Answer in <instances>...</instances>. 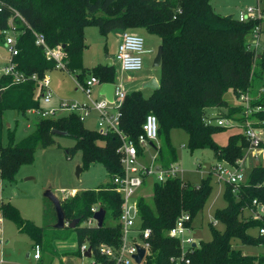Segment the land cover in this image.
Masks as SVG:
<instances>
[{
	"label": "trees",
	"instance_id": "16d2710c",
	"mask_svg": "<svg viewBox=\"0 0 264 264\" xmlns=\"http://www.w3.org/2000/svg\"><path fill=\"white\" fill-rule=\"evenodd\" d=\"M10 17L20 30L18 53L13 57L15 67L26 74L36 72L39 77L54 67V61L46 58L42 47L36 45L30 28L42 32L49 45L64 44L65 66L77 72L78 80H83L87 72L102 81L115 78L113 65L98 63L91 69L84 67L85 26L97 25L103 34L116 28L135 30L142 35L155 34L162 44L159 86L147 96L139 88L127 91L121 106V128L136 142L146 114L154 113L160 143L152 144L158 161L164 166L177 159L169 137L170 130L176 127L187 132V146L191 151L209 147L217 158L230 162L242 154L247 144L243 133L230 134L227 144L219 145L212 134L224 127L206 123L205 117L208 107L228 106L223 95L229 88L239 96L258 83L264 86V54L255 53L247 46L255 21L242 22L232 14L231 17L221 14L210 0H0V29L7 27ZM35 85L31 79L14 82L11 74H0V176L12 178L21 164L33 159L36 146L55 144L53 128L65 130L67 135L74 137V144L67 147V155L70 157L79 149L83 167L98 161L110 176L121 173L117 152L120 140L116 133L86 126L75 112L39 117L35 129L19 142H14V131L8 129V141L2 143L4 110L14 109L24 114L27 109L38 106ZM251 104L263 106L254 111L252 117L264 121V93L252 97ZM234 113L242 120V105L229 107L222 115L233 116ZM136 145L141 153L142 147L137 142ZM232 188V184H225L226 204L213 212L214 218L223 223V229L216 228L211 221V238L200 240L186 253L187 264H264V255L246 254L232 242L238 238L242 243L264 244V234L250 231L264 221L248 214L245 216L247 211L243 210L253 198L264 201V163L253 165L245 182L240 183L236 191ZM211 189V174L202 177L198 183L169 177L151 182V198H148L150 193L148 197L137 195L136 224L139 228H150L149 251L140 264H186L170 259L180 253V247L179 239L168 235L167 229L181 212L190 215L191 224ZM121 202V194L113 189L111 181L76 191L61 202L66 222L79 218L71 227L76 233L78 254L80 245L87 243L97 262L118 264L100 255L98 247L118 243ZM94 204L109 211L110 218L117 222L103 221L101 226L87 224ZM1 210L17 223L20 230L30 235L32 245H41L42 252L43 227L21 217L9 202L2 203Z\"/></svg>",
	"mask_w": 264,
	"mask_h": 264
},
{
	"label": "rangeland",
	"instance_id": "374dc122",
	"mask_svg": "<svg viewBox=\"0 0 264 264\" xmlns=\"http://www.w3.org/2000/svg\"><path fill=\"white\" fill-rule=\"evenodd\" d=\"M210 2L217 12L224 15L232 14L234 18H237L239 9L247 4L254 3L255 0H210ZM261 28L259 50L264 52V21ZM130 30L127 29V31ZM143 36L146 46L158 47V36L155 34H143ZM84 37L86 41V46L82 50L84 66L91 67L98 62L103 63L106 57H111L114 62L116 77L118 81L124 83L123 86L125 85L127 91L139 88L145 96L150 94L152 88L143 86L142 82L143 76L148 72L152 71L159 74V66H152L155 53L143 54L141 69L122 72L115 57L119 43V41H116L115 34L112 32L103 34L97 25H87L84 27ZM7 56L8 51L3 44L0 29V66L5 64ZM45 73L48 78L47 85L54 93L52 102L47 105H56L55 103L60 99H79L80 92L75 89L78 87L76 71H65L52 67ZM89 73L87 72L86 76ZM35 93L39 95L40 90L36 89ZM262 93H264V86L260 83L247 91L248 96L253 97V99ZM223 97L228 102L227 107H208L212 109L214 116L224 114L229 107L236 106L240 100L231 88L224 93ZM3 120L2 143L5 144L8 141V129L14 131V142H19L35 129L39 117L27 110L23 114L14 109H6L3 113ZM84 124L90 128H96V121L93 118L88 117L85 119ZM237 132L241 133L242 127L236 124L215 131L212 137L217 144L225 145L230 134ZM169 137L177 153V159L172 162L178 163L181 168L180 177L185 181L198 183L202 177L210 174L211 166L220 161L209 147L196 148L191 151L187 146L188 134L182 128L171 129ZM54 138L56 143L53 145L36 146L33 159L30 162L21 164L12 178L0 176V264H81L90 262L89 256L82 257L77 252L78 244L75 231L67 225L63 227L54 226L56 221L55 207L43 192L50 187L62 202L76 191L109 183L111 176L103 164L98 161L91 162L88 166L83 167L79 149L68 157L66 150L67 147L74 144L75 139L73 136L55 134ZM156 143L159 144L160 141L158 140ZM142 159L144 160L145 157ZM253 163L254 161L251 162L252 165ZM77 165L82 166V171L78 176L75 173ZM211 182L212 189L208 199L202 210L191 221V234L197 244L200 240L206 241L211 238L209 223L214 219L213 212L217 207L226 204L223 196L225 184L217 181L213 175H211ZM148 198H151V193ZM7 202L17 208L21 217L32 220L43 227V251L42 258L39 261H36L32 255L27 256L26 254L32 245L30 235L20 230L17 223L2 212L1 205ZM247 214L248 212H245V216ZM104 222L116 223L117 219L110 218V213L107 211ZM214 226L218 229L224 227L220 221H217ZM250 231L257 233V229H250ZM232 242L234 247L240 248L246 254L257 257L264 255V244L242 243L238 238H234Z\"/></svg>",
	"mask_w": 264,
	"mask_h": 264
},
{
	"label": "built area",
	"instance_id": "2783aa9c",
	"mask_svg": "<svg viewBox=\"0 0 264 264\" xmlns=\"http://www.w3.org/2000/svg\"><path fill=\"white\" fill-rule=\"evenodd\" d=\"M16 15L21 17L17 12ZM237 19L242 22L255 21L251 35L247 40V46L254 49L255 53L260 52L261 25L264 21V1L255 0L254 3L240 8ZM30 30L34 34L36 45L42 47L45 57L54 61V67L70 71L65 66L63 46L60 43L49 45L42 32L31 28ZM19 31L13 24V17L8 19L7 27L1 29L2 41L8 51V56L5 64L0 66V74H11L14 82H23L26 79H31L35 82V90H40L39 95L35 93V97L41 99L44 104H38V106L29 108L27 111L38 117H54L63 113L75 112L83 122L92 113H95L96 129L101 132L113 131L119 137L120 143L117 147V152L119 153L122 172L111 176L113 189L119 192L122 198L118 217L120 224L119 239L115 245L101 244L98 247V253L113 259L118 264H140L149 251L148 238L150 236V228H139L136 224L138 215L136 197L138 191L148 179L163 181L169 177H180L181 172L178 163L171 162L164 166L157 159V151L152 144L158 140V120L156 115L149 112L142 122V131L136 140L137 144L142 147V152L140 153L134 139L120 126L121 106L127 89L118 79L111 81L114 83L112 100L107 99L104 95L101 97L92 96L93 87L95 85L100 86L105 81L89 73L82 81L76 78L77 86L85 96L84 99H60L56 105H47L53 99L54 93L47 85L48 78L46 73L39 77L36 72L26 74L15 67L13 57L18 53L17 35ZM146 51L145 39L141 33L123 30L115 54L121 71L141 69L143 54ZM238 97L240 105H242V120L223 115L214 116V114L205 117L206 123H215L223 127L237 124L242 127L241 133H243L247 142L243 147L242 154L233 162L225 158H219L220 161L212 165L209 171L217 181H221L224 184H232L233 191L237 190L240 183L245 182L247 173L253 165L264 163V121L252 117V113L262 109L263 106L261 104L252 105L251 97L247 93H241ZM148 148H152L155 151L147 154ZM143 157H145L144 160L142 159ZM252 161H254L253 165L251 164ZM97 209L98 206L96 204L92 205V212ZM243 210L247 211L248 215L264 221V201L253 198L250 204L243 207ZM189 220L190 215L187 212H181L175 218L173 225L167 229L168 235L179 239L180 253L170 258L176 263L181 261L186 264L189 263V257L186 256V253L192 251L193 242H195L191 234L192 227ZM212 221L213 224H216L218 220L214 218ZM86 222L87 224L96 225L93 213L86 219ZM256 229L258 233L264 234V223ZM137 244L145 248L144 256L139 263L134 258ZM87 247V243H83L78 248L82 257H87L84 254ZM31 255L36 261L40 260L41 248L38 243L32 245ZM89 257L90 262L81 264H100L93 257L92 250H90Z\"/></svg>",
	"mask_w": 264,
	"mask_h": 264
},
{
	"label": "water",
	"instance_id": "95a60500",
	"mask_svg": "<svg viewBox=\"0 0 264 264\" xmlns=\"http://www.w3.org/2000/svg\"><path fill=\"white\" fill-rule=\"evenodd\" d=\"M228 17H231V14H228ZM62 46H64V44ZM161 54H162V44H159L156 49L155 55L153 57L152 66L160 65ZM103 64L111 65L112 59L111 58L105 59ZM142 85L155 89L159 86V81L155 75H152L147 79L143 80ZM113 90H114V83L111 81H105L100 85L99 93L104 94V96L107 99L112 100ZM52 131L55 134H67L65 130H60L57 128H53ZM81 171H82V166L77 165L75 171L76 175L78 176ZM43 194L47 196L54 204L55 212H56V221L54 223L55 227H63L66 225L69 227H73L77 223V221L79 220L78 217L73 218L70 222H66L65 212L61 205L60 198L51 190L50 187L46 188ZM105 212L106 210L103 207H98V209L93 212V217L94 219H96L97 226H101L103 224ZM194 244L195 242H193V245ZM90 250H91V246H88L84 254L90 256ZM144 253H145V248L137 244V251L134 253V258L137 263H139L142 260Z\"/></svg>",
	"mask_w": 264,
	"mask_h": 264
},
{
	"label": "crops",
	"instance_id": "0c3cea01",
	"mask_svg": "<svg viewBox=\"0 0 264 264\" xmlns=\"http://www.w3.org/2000/svg\"><path fill=\"white\" fill-rule=\"evenodd\" d=\"M110 32H112L113 34H115V36H116V41L118 42L119 41V39H120V37H121V34H122V32H123V29H120V28H116V29H113V30H111ZM109 33V32H108ZM158 43H159V40H158ZM160 44V43H159ZM145 49L147 50L145 53H147V54H154L155 52H156V49L157 48H154V47H151V46H146L145 45ZM144 53V54H145ZM108 57H106L105 59H107ZM111 58V57H110ZM112 59V58H111ZM6 60V59H5ZM83 63V62H82ZM98 63H101V62H98ZM98 63H96V64H98ZM95 64V65H96ZM84 65V64H83ZM111 65H113L114 66V62H113V59H112V64ZM84 67H86V66H84ZM87 69H91L92 68V66L90 67H86ZM151 70V69H150ZM116 72V71H115ZM122 72H124V71H122ZM152 75H155L156 76V78L158 79V74H156V73H154V72H148L147 74H145L144 76H143V80H145V79H147L148 77H150V76H152ZM115 79H117V77H116V74H115V78H114V80ZM122 84H124L123 82H122ZM125 86V85H124ZM99 88H100V86H98V85H95L94 87H93V89H92V96L93 97H101V96H103L104 94H100L99 93ZM76 90H79V92H80V94H79V99H84L85 98V96H84V94H83V92L78 88V87H76L75 88ZM0 91H2L1 89H0ZM38 101H39V104L40 105H43L44 103L42 102V100L41 99H39L38 98ZM51 102H52V100H51ZM50 102V103H51ZM55 104H57V102L55 103ZM237 104H240V102H238ZM213 107V106H212ZM225 107H227V106H225ZM226 112V111H225ZM214 112L212 111V109H209V108H207V115H212ZM216 115H218V114H216ZM229 117H233V118H235L236 117V113H234L233 114V116H229ZM89 118H93V119H95V113H92L90 116H89ZM155 150H153L152 148H148L147 149V154H149V153H153ZM151 182H152V180L151 179H148V180H146V183L145 184H143V186L139 189V191H138V194H143V195H145V196H147V195H149V186H150V184H151ZM143 191H145V192H143ZM0 219H1V217H0ZM192 224V223H191ZM195 244H197L196 242H195ZM194 244V245H195ZM31 248H32V245H31ZM31 248H30V250H28L27 251V256H30L31 255ZM41 254H42V252H41ZM41 258H42V256H41Z\"/></svg>",
	"mask_w": 264,
	"mask_h": 264
}]
</instances>
